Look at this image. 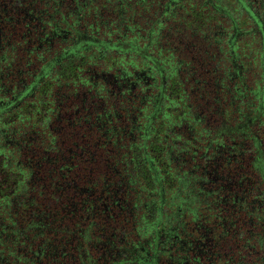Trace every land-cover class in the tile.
<instances>
[{"label": "trees", "instance_id": "trees-1", "mask_svg": "<svg viewBox=\"0 0 264 264\" xmlns=\"http://www.w3.org/2000/svg\"><path fill=\"white\" fill-rule=\"evenodd\" d=\"M0 48L28 82L0 110V264H127L167 230L264 264V0H0ZM117 64L165 74L163 122Z\"/></svg>", "mask_w": 264, "mask_h": 264}, {"label": "flooded vegetation", "instance_id": "flooded-vegetation-1", "mask_svg": "<svg viewBox=\"0 0 264 264\" xmlns=\"http://www.w3.org/2000/svg\"><path fill=\"white\" fill-rule=\"evenodd\" d=\"M14 66L3 55L0 48V110L18 94L23 93L28 86L24 76L17 74L21 68L17 70L15 77H10L15 71ZM122 66L125 65L121 64L119 67L112 68V71L101 73L100 78L111 84L119 93L127 91V95L130 96L129 99L136 101L138 103L137 108L142 110L137 109L141 115V120L144 119L145 122H148L149 116L153 120L162 115L160 123L163 122L170 109L167 90L165 89L167 80L165 74L156 73L151 65H129V68H121ZM95 77H99V75ZM136 119L134 116L133 122ZM2 156L3 154L0 152V165L3 162ZM164 236L166 240L163 241V244L162 240L146 239L133 247L132 259L127 264H199V260L195 256L193 258L189 256V248L184 239L177 240V235L170 230L159 235V237ZM178 243L179 245H177Z\"/></svg>", "mask_w": 264, "mask_h": 264}]
</instances>
